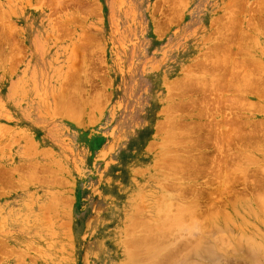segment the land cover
Returning <instances> with one entry per match:
<instances>
[{
    "label": "rangeland",
    "instance_id": "obj_1",
    "mask_svg": "<svg viewBox=\"0 0 264 264\" xmlns=\"http://www.w3.org/2000/svg\"><path fill=\"white\" fill-rule=\"evenodd\" d=\"M263 86L264 0H0V264H264Z\"/></svg>",
    "mask_w": 264,
    "mask_h": 264
},
{
    "label": "bare ground",
    "instance_id": "obj_2",
    "mask_svg": "<svg viewBox=\"0 0 264 264\" xmlns=\"http://www.w3.org/2000/svg\"><path fill=\"white\" fill-rule=\"evenodd\" d=\"M227 16H228V15H227ZM224 26H225V25H224ZM211 62H212V60H211ZM226 62H227V61H226ZM222 63H223V62H222ZM227 63H228V62H227ZM224 64H225V63H224ZM223 67H224V66H223ZM245 79H246V78H245ZM248 79H249V78H248ZM202 83H203V82H202ZM246 83H247V80H246ZM251 85H252V84H251ZM263 87H264V86H263ZM218 89H219V88H218ZM237 89H238V88H237ZM263 89H264V88H263ZM251 90H252V89H251ZM67 102H68V101H67ZM234 128H235V127H234ZM236 129H237V128H236ZM174 130H175V129H174ZM233 132H234V131H233ZM233 132H232V133H233ZM235 134H236V132H235ZM235 134H234V135H235ZM195 135H196V134H195ZM234 135H231V136H234ZM231 136H230V134H228V137H229V138H230ZM166 137H167V136H166ZM234 138H236V137L234 136ZM239 138H240V137H239ZM231 140H232V139H231ZM233 142H234V141H233ZM251 142H252V141H251ZM194 146H195V145H194ZM251 146H252V145H251ZM166 156H167V155H166ZM169 158H170V157H169ZM175 158H176V157H175ZM178 158H179V157H178ZM245 160H246V158H245ZM163 165H164V163H163ZM173 165H174V164H173ZM173 165H172V166H173ZM166 166H167V165H166ZM172 166H171V167H172ZM171 167H170V168H171ZM194 167H195V166H194ZM168 169H169V168H168ZM170 171H171V170H170ZM182 171H183V170H182ZM166 175H167V174H166ZM176 177H177V176H176ZM181 177H182V176H181ZM168 179H169V178H168ZM168 179H167V180H168ZM231 180H232V179H231ZM168 181H169V180H168ZM250 181H251V180H250ZM172 182H173V181H172ZM226 182H227V181H226ZM231 183H233V181H232ZM243 183H244V182H243ZM251 183H252V182H251ZM226 185H227V184H226ZM228 185H229V182H228ZM182 186H183V185H182ZM183 187H184V186H183ZM187 187H188V186H187ZM227 187H228V186H227ZM229 187H231V186H229ZM186 189H187V188H186ZM186 189H185V190H186ZM226 189H227V188H226ZM228 189H229V188H228ZM245 189H246V187H245ZM179 191H180V190H179ZM179 191H178V192H179ZM235 191H236V190H235ZM224 192H225V191H224ZM246 192H247V190H246ZM262 192H263V191H262ZM180 193H182V192H180ZM220 193H221V192H220ZM222 193H223V192H222ZM182 194H183V193H182ZM234 194H235V193H234ZM177 195H178V194H177ZM229 195H230V194H229ZM234 196H235V195H234ZM258 197H259V196H258ZM238 198H239V197H238ZM240 198H242V196H241ZM259 198H260V197H259ZM181 199H182V198H181ZM193 201H194V200H193ZM236 201H237V200H236ZM236 201H235V202H236ZM263 201H264V199H263ZM192 203H194V202H192ZM195 203H196V202H195ZM195 203L193 204V206H191L192 208L189 207V206L187 205L189 208H191L190 211L192 210L191 213L193 212L194 215H195V213H197V210H196L197 205H198V207H200L199 204L196 203V204H197V205H196ZM241 203H242V202H241ZM241 203H239L238 205H240ZM236 204H237V203H236ZM236 204H232L233 206L230 204L231 207H232L231 209H233V211H235L234 209H236V207L238 206V205H236ZM190 205H191V204H190ZM261 206L264 207L263 204H261ZM182 208H183V207H182ZM182 208H181V209H182ZM184 208H185V211H187V210L189 209V208H186L185 205H184ZM242 209H243V208H242ZM179 211H181V210L179 209ZM183 211H184V210H183ZM188 212H189V211H188ZM189 213H190V212H189ZM239 213H240V212H239ZM239 213H236V215H238ZM181 214H182V213H181ZM193 214H191V215H193ZM211 214H212V213H211ZM187 215H188V214H187ZM189 215H190V214H189ZM194 215L191 216L190 219H192V217H194ZM243 215H244V214H243ZM210 216H211V215H210ZM230 216H231V215H230ZM238 216H239V215H238ZM208 217H209V216H208ZM230 218H231V217H230ZM230 218L228 217L229 220H230ZM226 219H227V218H226ZM164 220H165V219H164ZM167 220H168V219H167ZM194 221H195V220H194ZM225 221H226V220H225ZM164 222H165V221H163V223H164ZM169 223H170V222H169ZM169 223H168L167 225H169ZM191 223H193V224H191V225H194V222H191ZM163 225H164V224H163ZM175 225H177V224H175ZM179 225H180V224H179ZM217 225H218V224H217ZM151 227H152V226H151ZM162 227H163V226H162ZM177 227H178V226H177ZM177 227H176V228H177ZM182 227H185V226H182ZM141 228H142V227H141ZM141 228H140V229H141ZM143 228H144V227H143ZM163 228H165V227H163ZM168 228H169V227H168ZM185 228H187V227H185ZM189 228H190V227H189ZM157 229H158V228H157ZM177 229H178V228H177ZM177 229H176V230H177ZM190 229H191V228H190ZM152 230H153V229H152ZM186 230H187V229H186ZM188 230H189V229H188ZM188 230H187V231H188ZM129 231H130V230H129ZM153 231H155V230H153ZM189 231H191V230H189ZM138 232H139V231H138ZM141 232H142V231H141ZM166 232H167V231H166ZM164 233H165V232H164ZM167 233H168V232H167ZM177 234H178V233H177ZM148 235H149V234H148ZM150 235H151V234H150ZM153 235H154V234H153ZM145 236H146V235H145ZM156 236H157V235H156ZM159 236H160V235H159ZM159 236H158V237H159ZM162 236H164V235H162ZM135 237H136V236H135ZM152 237H153V236H152ZM233 237H234V236H233ZM144 238H145V237H144ZM154 238H155V237H154ZM169 238H170V236H169ZM131 239H133V238H131ZM149 239H150V238H149ZM160 239H161V238H160ZM165 239H167V237L164 236V240H165ZM142 240H143V239H142ZM164 240H163V241H164ZM214 240H215V239H214ZM140 241H141V240H140ZM149 241L151 242V240H149ZM165 241H166V240H165ZM145 242H146V240H145ZM150 242H149V243H150ZM153 242H154V241H153ZM141 243L143 244L144 241L141 242ZM154 243H155V242H154ZM150 244H152V243H150ZM164 244H165V243H164ZM138 245H139V244H138ZM138 245H135V246H138ZM167 245H168V244H167ZM167 245H166L165 247H167ZM216 245H217V244H216ZM143 246H144V244H143ZM147 247H148V246H147ZM149 247H151V246H149ZM152 247H153V246H152ZM131 248H132V247H131ZM135 248H136V247H135ZM144 248H146V247H144ZM140 249H141V247H140ZM171 249H172V248H171ZM175 249H176V248H175ZM139 251H140V250H139ZM160 251H161V250H160ZM172 251H174V250H172ZM162 252H163V251H162ZM176 252H178V248H177V250L175 251V253L173 252L174 254H173L172 252H171L170 254H168V255L166 256V260H170V259H172V257L176 254ZM137 253H139V252H137ZM140 253H141V252H140ZM163 253H164V252H163ZM141 254H142V253H141ZM182 255H183V254H182ZM158 256H159V255H158ZM140 257H141V256H140ZM159 258H160V256H159ZM139 259H140V258H139ZM154 259H155V258H154ZM159 260H160V259H159ZM147 262H148V261H147ZM145 263H146V262H145ZM145 263H144V264H145ZM155 263H156V262H155ZM165 263H167V261H166ZM183 263H184V262H183ZM185 264H186V263H185Z\"/></svg>",
    "mask_w": 264,
    "mask_h": 264
}]
</instances>
